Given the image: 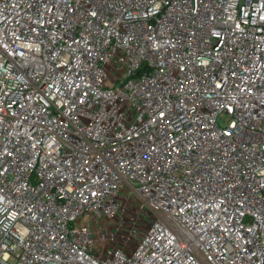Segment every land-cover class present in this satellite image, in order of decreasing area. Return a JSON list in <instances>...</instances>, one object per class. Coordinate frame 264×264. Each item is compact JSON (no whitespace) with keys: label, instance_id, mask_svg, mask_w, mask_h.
<instances>
[{"label":"built area","instance_id":"1","mask_svg":"<svg viewBox=\"0 0 264 264\" xmlns=\"http://www.w3.org/2000/svg\"><path fill=\"white\" fill-rule=\"evenodd\" d=\"M0 264H264V0H0Z\"/></svg>","mask_w":264,"mask_h":264},{"label":"rangeland","instance_id":"2","mask_svg":"<svg viewBox=\"0 0 264 264\" xmlns=\"http://www.w3.org/2000/svg\"><path fill=\"white\" fill-rule=\"evenodd\" d=\"M126 190L127 196L129 197L123 198L119 212L116 215V220H114L115 224L111 223L110 225H115L117 228H119V240L124 241L129 238L128 242L134 244L135 246L136 240L149 226L151 218H149L150 221L148 223L149 219L144 217L142 213L138 211L137 207H140L141 205L139 197H137L135 192L130 188H127ZM138 221L141 222L139 226L137 225ZM102 229H106V227H101V230Z\"/></svg>","mask_w":264,"mask_h":264},{"label":"crops","instance_id":"3","mask_svg":"<svg viewBox=\"0 0 264 264\" xmlns=\"http://www.w3.org/2000/svg\"><path fill=\"white\" fill-rule=\"evenodd\" d=\"M127 189V187H123L122 188V190H121V195L125 198V197H129V196H127V193H126V190Z\"/></svg>","mask_w":264,"mask_h":264}]
</instances>
